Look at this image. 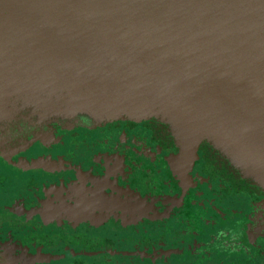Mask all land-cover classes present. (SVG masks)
<instances>
[{"label":"flooded vegetation","instance_id":"af4514ba","mask_svg":"<svg viewBox=\"0 0 264 264\" xmlns=\"http://www.w3.org/2000/svg\"><path fill=\"white\" fill-rule=\"evenodd\" d=\"M38 105L0 108V264H264V185L218 137Z\"/></svg>","mask_w":264,"mask_h":264},{"label":"water","instance_id":"95a60500","mask_svg":"<svg viewBox=\"0 0 264 264\" xmlns=\"http://www.w3.org/2000/svg\"><path fill=\"white\" fill-rule=\"evenodd\" d=\"M0 77L52 118L168 115L264 185V0H0Z\"/></svg>","mask_w":264,"mask_h":264},{"label":"rangeland","instance_id":"374dc122","mask_svg":"<svg viewBox=\"0 0 264 264\" xmlns=\"http://www.w3.org/2000/svg\"><path fill=\"white\" fill-rule=\"evenodd\" d=\"M31 84L36 85V82H31ZM26 98L27 102L42 103L38 105L42 110H49L53 108V101L56 99V96H52V90H47L43 94L40 92H33L27 96L25 91L19 88H12L7 79L3 80L0 77V108L4 107L6 103H11L14 100ZM30 99V101H29ZM91 120V117H81ZM29 126V125H28ZM27 129V128H24Z\"/></svg>","mask_w":264,"mask_h":264},{"label":"trees","instance_id":"16d2710c","mask_svg":"<svg viewBox=\"0 0 264 264\" xmlns=\"http://www.w3.org/2000/svg\"><path fill=\"white\" fill-rule=\"evenodd\" d=\"M235 161V160H234ZM236 162V161H235Z\"/></svg>","mask_w":264,"mask_h":264}]
</instances>
